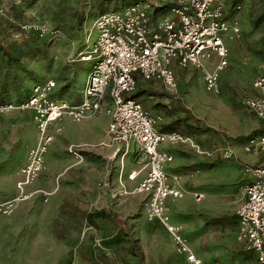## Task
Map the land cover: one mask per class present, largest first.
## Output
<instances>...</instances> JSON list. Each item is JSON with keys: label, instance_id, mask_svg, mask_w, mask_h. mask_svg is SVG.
I'll list each match as a JSON object with an SVG mask.
<instances>
[{"label": "rangeland", "instance_id": "obj_1", "mask_svg": "<svg viewBox=\"0 0 264 264\" xmlns=\"http://www.w3.org/2000/svg\"><path fill=\"white\" fill-rule=\"evenodd\" d=\"M134 1L138 0H0V89L2 82L8 89L5 96L0 94L5 97L2 102L16 104L13 88L26 94L31 85L48 79L54 81L57 96L75 101L90 69V62L80 60L79 54L94 36L90 32L94 17ZM237 2L240 34L231 41L223 36L230 55L219 73L217 92L205 91L201 70L188 67L176 70V89L168 93L220 134L212 138L175 124L181 129L175 131L187 139L173 148L178 162L170 171L182 177L185 192L182 198L169 199L166 209L203 254V264H255L235 239L234 230L235 210L246 180L242 166L249 164L242 146L248 136L264 130V122L242 103L243 97L254 94L252 81L264 69V0ZM37 24L45 25L48 32L39 35L31 27ZM204 65L211 68L213 61ZM138 87L142 91L137 101L143 110L159 116L157 130L164 129V120L179 116L175 104L164 108L166 91L152 94L144 82ZM32 133L25 116L10 112L0 117V201L18 194L14 170ZM119 146L110 159L99 158L95 174L83 153L82 161H77L66 151L54 152L47 164L53 170L71 159L61 170L65 171L45 180L56 188L58 201H46L51 192L35 186L47 177L41 171L36 178L40 179L30 185L32 194L26 192L27 197L15 201L9 213H0V264H130L124 251L127 243L115 233L116 223L102 216L109 209L124 217L140 251V263L157 264L160 244L166 264L178 261L173 251L166 250L169 236L162 227L144 220V194H121L118 189L124 181L125 161L135 166L124 145ZM224 147L231 149L230 157L222 156ZM193 192L201 193L199 201H194Z\"/></svg>", "mask_w": 264, "mask_h": 264}, {"label": "built area", "instance_id": "obj_2", "mask_svg": "<svg viewBox=\"0 0 264 264\" xmlns=\"http://www.w3.org/2000/svg\"><path fill=\"white\" fill-rule=\"evenodd\" d=\"M239 9L240 4H232L231 0H138L119 10L98 14L90 26L94 36L79 54L80 60L90 62V69L77 103L53 97L55 84L48 79L33 84L24 101L0 104V113L29 109L36 129L35 142L26 150L24 161L16 171L14 185L18 194L0 201V213H9L15 201L27 197L24 188L43 168L46 148L60 130L56 122L61 117L76 122L103 111L108 116L104 139L95 144H69L66 151L80 161L81 148L112 143L127 146L133 142L143 157L141 169L145 173L130 191L120 184L121 194H144L145 219L162 226L175 253L182 255L186 264H201L181 226L172 223L167 214L165 199L179 198L185 191L176 183L178 176L169 177L164 169L171 156L157 147L160 142L187 138L176 132L157 131L154 124L159 117L148 115L137 100L127 95L134 92L138 80L151 79L159 80L167 92H174V69L188 67L200 69L204 90L216 93L218 73L226 66L230 53L223 36L230 41L239 36V20L235 15ZM31 27L39 35L48 32L43 24ZM209 60L213 61L211 68L204 65ZM252 86L256 95L243 97L242 103L264 122V69L255 76ZM242 149L264 154V133L248 138ZM231 155L230 148L222 149V156ZM243 169L251 179L242 186L243 199L235 210V239L244 250L254 254L257 264H264V165H246ZM133 174L129 173L128 178H133ZM192 196L199 199L196 192Z\"/></svg>", "mask_w": 264, "mask_h": 264}, {"label": "crops", "instance_id": "obj_3", "mask_svg": "<svg viewBox=\"0 0 264 264\" xmlns=\"http://www.w3.org/2000/svg\"><path fill=\"white\" fill-rule=\"evenodd\" d=\"M229 55H230V53H229ZM229 55H228V57H229ZM86 62H88V61H86ZM88 68H89V64H88ZM176 70H179V69H174L175 80H176ZM220 71H219V73H220ZM260 71L261 70H258L257 74ZM219 73H218V77H219ZM139 82H144L145 89L147 91H150V93H152V94H153V92H157V95H159L161 93V92H159L160 90L166 91L163 88V86H162V84H161V82L159 80H155V79L146 80V81L138 80L137 84H136V87L138 86ZM82 85H83V83H82ZM55 87L56 86H54L53 89H52V95L56 99L67 101L69 103H77L79 101L80 95H81V91L79 92L76 100L73 101L71 99L67 100V99H64V98H62L60 96H57V94L55 92ZM81 89H82V87H81ZM253 89H254V94L248 95V96L256 95V93H257L256 89L254 87H253ZM166 93H167L166 94L167 95L166 96V100H165L166 102L163 101L162 103H166V104H164V106H165L164 108L168 109V107L170 108L173 104L176 105V103L174 102V96L168 95L169 92H167V91H166ZM104 103H107L106 99L104 100ZM10 112L18 113L21 116H25L26 118H28V120L32 124L34 134L32 133V135H30L31 142L26 146L27 147L26 150H27L28 147H30L31 145L34 144L35 138H36V129H35V126H34V122L32 120V113H31V111L29 109H16V110H9V112L6 111V112H3V113H0V117H2L4 114H8ZM97 113H100V114L99 115H95V116H90V117H87L85 119H82V120L76 121V122H72L71 120H69L68 118L63 116L56 122V125L60 126V130L57 133L54 134L53 139L48 144V146L46 148V152L44 154V158H43V168L40 170V172L42 171L43 173L45 172V174H47V177H46L47 179L46 178L45 179H40V178L36 179L37 177L35 178L36 180H39V179L41 180L39 183L35 184L36 187L42 188V189H44L46 191L51 192L50 195L46 198V201L49 202V200L52 199V201H53L52 203L55 204V203H57L56 201H58V199H56L55 193H54L56 188L53 187L51 183H49V184L46 183L45 180L51 179L52 178L51 176H53L54 174L58 175V174H60V172L65 171V170H63V171H61V170L63 168H65V166H67V164L69 165L70 160H71L70 158H68L66 160V162H65L64 167L62 168V166H58L57 171H56V169L53 170L54 166H48L47 165L49 163V161L51 160L50 159L51 155L54 152H56V151H60V152L66 151L65 150L66 146L69 145V144H82V143L95 144V143H97V142H99V141L104 139L106 125H107V122H108V116L103 111H99ZM150 116H152V115H150ZM154 116H158V115L155 114ZM177 117L178 116L173 118V120L176 119ZM169 119L164 120L165 124H164V129L163 130H161V131L157 130V125L156 124L158 123V121L155 122L154 128H155V125H156L155 129L157 131H160V132L181 131L179 126L176 129H172V130H169V129L165 128V126L167 127V125L172 121V120H169ZM199 120L202 121L201 119H199ZM205 125H207V124H205ZM207 126H209V125H207ZM209 127H211V126H209ZM52 129H53V126H50V130L51 131H52ZM214 130H216V129H214ZM202 133H204V132H202ZM205 134L208 137L211 136L208 133H205ZM218 134H219V132H218ZM219 136H220V134L217 135V136H211V137L212 138H215V137L217 138ZM177 142H182V141H175V142H172V143L160 142L157 147H158L159 150L164 151V152H166L167 154H169L171 156V160L164 164V169H165V171H166V173L168 174L169 177H171L173 175H177L178 177L176 179V183H177L178 186L183 188L184 181H183L182 177L179 174H177V173L172 174L171 171H170V169L173 168L174 165H176L177 162H178L177 158H176V155L173 152V148L178 146ZM120 144L121 143H112V144H109V145H102V146H96V147H90V148H81L80 151H79L80 155H81V160L80 161H82V153H83V158H84L83 160L85 162H88L90 164V167H93L92 174H95L96 173V162L99 160V158L110 159L111 156L116 154V151L120 148V146H119ZM123 147H124V152L125 153L128 152L127 154L129 156L130 155L132 156V158L134 160V163H135V166H134V164L130 165L128 162L125 161L124 168H123L124 169V177H123L124 181H121V184L123 185L124 189L130 191L142 179V177L144 176V173H145V169H141V166L143 164V157L141 156L140 152L138 151L136 145L133 142H129L127 146H123ZM183 148H184V146H183ZM26 150H25V153H26ZM243 152H244V155H243L244 160L249 162V164H244L242 166V172L246 176V180H245L244 184H246L247 182L250 181L251 176H250V174L248 172L244 171V169H243L244 166H246V165H248V166L264 165V154L261 151H256V152H245V151H243ZM25 153H24V156L22 157L21 161L15 166V170H14V174H15V177H16L15 180L17 179V175H16L17 168L23 163L24 158H25ZM247 153L251 154V156L249 158L245 157V155ZM92 164H93V166H92ZM131 172L134 173L133 174L134 176H133V178L130 179V178H128L127 175L129 173H131ZM192 175H193V173H190V174H188L186 176L190 177ZM31 183L26 185L25 188H24V191L27 192L30 195L34 191L32 189V187H30ZM119 188H120V186L118 187V189ZM196 193H198V192H196ZM127 194H129V193H127ZM198 194H199V199H200V196H201L200 194L201 193H198ZM183 195L181 197H179V198H182ZM93 196H94L95 199L97 198V194L94 193V192H93ZM192 198H193V196H192ZM169 199H176V198L167 197L165 199L166 208H167V202H168ZM199 199L198 200L194 199V201H199ZM242 199H243V193H242ZM242 199H241V201H242ZM62 204H63V202L58 204L59 207H61ZM167 214H168V211H167ZM102 216L105 219H110L111 221H114L116 223L117 230L115 231V233L118 235L117 237H120L123 241H126V243H127L126 244V248H125L124 251L126 252V254L130 258L129 259V263L130 264H138V263L142 264V263L139 262L140 261V251L136 248V246L134 245V242L132 241L133 239L131 237V234H130L127 226L124 224V217H119L117 215V213L113 212L111 209L105 210L103 212ZM168 216H169V214H168ZM169 219H170V221L172 223H176L170 218V216H169ZM144 220L150 225H151V223L154 224V225H157V228L158 227H162L156 221H148V220L145 219V217H144ZM176 224H179V223H176ZM179 225L181 226V232L185 236V238L187 239V243L190 246L191 250L193 251V253L197 257L200 258L201 264H203V260L201 258V256H203V254L199 253L196 250L193 241L191 243L190 239L188 238V236L186 234L187 232H186L184 226H182L181 224H179ZM236 226H237V220H236V216H235L234 236H235V232H236ZM164 232H165V230H164ZM166 234H164V235H166ZM169 238H167L168 240H167V243H166V250L168 252H170V253L172 251L175 253L173 245H172V242H170L171 239H169ZM238 243H240V242H238ZM130 244H132V248L130 247ZM162 249H163L162 248V244L157 246V264H166L165 260L163 259V255H162V253H163L162 251L163 250ZM131 250H132V252H135V254L131 253ZM246 252H249V254L253 257L254 263L257 264L254 254L252 252H250V251H246ZM175 254L178 256L177 257L178 261H175L173 264H186V262L184 260V257L182 255H179L177 253H175ZM143 264H145V263H143Z\"/></svg>", "mask_w": 264, "mask_h": 264}, {"label": "trees", "instance_id": "obj_4", "mask_svg": "<svg viewBox=\"0 0 264 264\" xmlns=\"http://www.w3.org/2000/svg\"><path fill=\"white\" fill-rule=\"evenodd\" d=\"M232 1V4H235V3H238L237 1L238 0H231ZM239 4V3H238ZM104 12V11H102ZM100 12V13H102ZM98 13V14H100ZM97 14V15H98ZM96 15V16H97ZM95 16V17H96ZM94 17V18H95ZM40 83V82H38ZM34 84H37V83H34ZM5 85L6 83L2 82L1 83V89H0V94L2 93L4 96L6 95V93L8 92V89L5 88ZM32 86V85H31ZM30 89V88H29ZM141 87H136V89L134 90V92H132L131 94H128L127 97H130V98H133L135 100H137V98L139 97V94L141 93ZM12 92L15 94V96L17 97V100L18 102L17 103H20L22 101H24L26 99V97L28 96V93H29V90L26 94H24L23 90L22 89H18V88H13L12 89ZM154 94H157V92H153ZM161 94V93H160ZM2 97L0 95V104L2 103H6V102H2L3 98L5 97ZM174 102L176 103L177 107H178V110L180 112V115L172 120L168 125L167 127L165 126V128L169 129V130H172V129H176L178 126H175V124L177 123H181L183 126V128L187 127L188 129H192V130H196V131H199V132H204V133H208L209 135L211 136H217L219 135L218 132L216 130H214L213 128L205 125L202 121H200L197 117H195L191 112L190 110L185 107L181 102H180V99L178 97H174ZM16 103V104H17ZM170 125V126H169ZM172 132V131H170ZM177 133V132H176ZM264 133V130L261 132V133H258L257 135L259 134H263ZM253 135L251 136H248L244 141H246L248 138L252 137ZM256 136V135H254ZM130 247L132 248V244H130ZM131 253H134L135 252H132L131 250Z\"/></svg>", "mask_w": 264, "mask_h": 264}]
</instances>
